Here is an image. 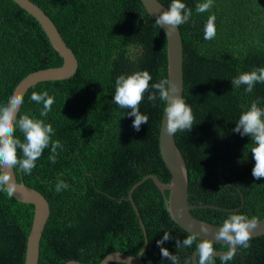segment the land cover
Instances as JSON below:
<instances>
[{
	"label": "trees",
	"instance_id": "16d2710c",
	"mask_svg": "<svg viewBox=\"0 0 264 264\" xmlns=\"http://www.w3.org/2000/svg\"><path fill=\"white\" fill-rule=\"evenodd\" d=\"M54 23L77 58L75 74L66 80L41 82L28 90L18 113L41 119L54 129L59 140L57 162L48 159L50 147L36 161L31 175L15 169L18 182L46 198L50 214L44 228L38 264L79 261L99 264L108 254L137 256L144 238L131 196L148 237L142 255L145 264H171L160 247L186 264L196 250L177 248L189 234L167 210L168 191L163 193L151 179L169 183L171 175L159 151V131L165 103L155 107L147 99L140 112L149 117L139 131L134 117L113 103L115 81L120 75L148 71L150 85L167 78V39L140 0H30ZM169 8L172 0H158ZM192 17L179 26L183 42V99L192 109L191 131H178L174 138L186 167L189 203L233 210L241 205L237 187L244 196L238 211L213 208L191 210L196 219L221 225L236 213L264 219V178L252 176L255 161L251 138L233 131L242 112L253 101L264 108V83L253 92L232 88L231 80L264 67V0H213L209 12L198 14L195 6L205 0H181ZM215 15L216 36L204 39V25ZM61 56L52 48L37 21L12 0H0V105L7 103L28 74L60 67ZM168 79V78H167ZM47 91L54 103L46 117L42 104L31 101L33 92ZM16 137L22 142L23 134ZM18 155L22 152L18 149ZM222 176V179L220 177ZM58 180L69 187L55 191ZM34 207L0 192V264H24ZM164 232L172 239L161 246ZM238 247L227 264H264V236ZM217 251L228 246L213 243ZM123 264V263H111ZM215 264H221L216 256Z\"/></svg>",
	"mask_w": 264,
	"mask_h": 264
},
{
	"label": "clouds",
	"instance_id": "9594fccd",
	"mask_svg": "<svg viewBox=\"0 0 264 264\" xmlns=\"http://www.w3.org/2000/svg\"><path fill=\"white\" fill-rule=\"evenodd\" d=\"M213 6V0H205L195 6L198 14L209 12ZM193 13L181 0H172L169 8L163 11L155 23L159 27H166L167 32L176 31L179 26L190 21ZM215 15H210L204 25V39L212 40L216 36ZM152 76L148 71H139L131 75H120L115 81V94L113 103L119 109L130 110L125 114L134 117L132 127L139 131L141 125L147 124L149 117L140 112V104L144 100L145 93L147 99L155 107L157 98L166 104L164 108V119L166 118L165 131L170 137H174L178 131H191L194 125L192 109L186 104L180 95V88L170 79H161L159 82L151 84ZM257 83H264V67L245 72L231 80L232 88L244 87L247 94L253 92ZM31 101L42 104L43 109L40 116L46 117L52 109L54 97L47 91L41 93L33 92ZM23 95L19 92L11 95L4 105H0V192L12 198L17 192L16 183L13 181L15 169L27 175L32 174L36 167V161L42 156L45 149L50 147L48 159L52 164L57 162L59 155L57 149H62L59 140H52L54 129L51 124H46L41 119L30 118L29 115H17L23 104ZM259 101H253L247 111L239 116L234 132L241 137L251 138L252 147L250 152L255 161L252 169V176L259 180L264 178V108L258 106ZM19 130L23 134V142L16 137ZM18 149L22 152V157L18 155ZM69 185L58 180L55 191L60 193L67 189ZM183 214V209L178 210V215ZM258 218L232 213L223 220L219 230L215 233L216 241H225L229 245V250L220 255L221 264H227L236 255L238 247L248 249L251 245L249 241L253 237L254 231L258 228ZM201 231L207 233L208 229L202 227ZM172 239L168 232H164L161 240L157 241V246H161ZM197 241L194 234L188 235L183 241L176 240L177 248L191 247ZM163 258L171 261V264H179L178 257L172 255L166 248L160 247ZM196 259L186 261V264H215L217 252L214 249L213 241L201 239L196 243Z\"/></svg>",
	"mask_w": 264,
	"mask_h": 264
},
{
	"label": "water",
	"instance_id": "95a60500",
	"mask_svg": "<svg viewBox=\"0 0 264 264\" xmlns=\"http://www.w3.org/2000/svg\"><path fill=\"white\" fill-rule=\"evenodd\" d=\"M22 10L32 16L42 28L46 37L49 40L52 48L61 56L63 63L60 67L47 68L28 74L15 88L13 94L19 92L24 96L30 88L41 82L66 80L72 77L78 68V62L73 51L66 45L58 32L56 26L52 20L33 2L30 0H12ZM144 9L149 16L155 21L156 18L163 12L165 8L158 0H140ZM161 28V27H160ZM167 39V78L170 79L175 85L180 88V95L183 97L184 90V71H183V42L179 29L174 32H167L166 27L161 28ZM12 94V95H13ZM166 107V104H165ZM20 111V109H19ZM18 115V113H17ZM166 118L164 119V113L161 120L159 131V151L161 159L171 175L169 183L160 182L155 176H146L143 181L151 179L154 185L163 193L169 192L167 198V210L170 213L172 220L183 230L189 234H194L199 239H209L213 243L222 244L228 246L225 241H216L214 236L219 230L220 225H213L206 222H202L192 216L191 210L200 208H213L223 211H238L244 205V196L241 191L230 184H227L224 180L222 182L225 185H229L234 188L241 197V205L239 208L233 210H227L225 208L216 207L212 205H191L189 203L188 194V179H187V167L185 161L176 146L175 138L170 137L166 131ZM221 179L222 176L220 175ZM13 181L16 183L17 192L13 198L19 202L30 204L34 207V216L30 232L26 241L25 260L24 264H38L40 241L49 218L50 208L48 201L42 194L26 186L23 182H18L15 171L13 172ZM136 183L129 190L127 200L132 204L136 217L141 227V231L144 238V247L137 256H131L122 252H113L108 254L99 264H111V263H123V264H145L142 260V255L147 249L148 237L145 227L141 220L137 206L135 205L131 196L134 189L140 184ZM183 209V214L178 215V210ZM258 228L253 233V238L264 236V219L258 220ZM202 227L208 229L207 233L201 231ZM227 250V251H228ZM217 256L226 253L227 251H217ZM196 250L193 252L191 258L195 262ZM65 264H84L79 261H68Z\"/></svg>",
	"mask_w": 264,
	"mask_h": 264
}]
</instances>
